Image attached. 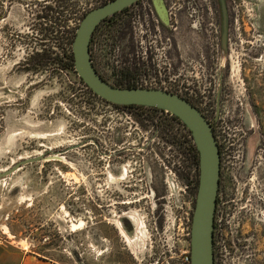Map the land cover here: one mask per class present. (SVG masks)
<instances>
[{"label": "rangeland", "instance_id": "rangeland-1", "mask_svg": "<svg viewBox=\"0 0 264 264\" xmlns=\"http://www.w3.org/2000/svg\"><path fill=\"white\" fill-rule=\"evenodd\" d=\"M106 1L0 0V171L81 145L0 179V240L61 264H184L199 183L192 137L176 122L162 132L165 113L92 97L56 56L64 22L78 27ZM203 3L209 32L181 14L174 56H138L143 29L118 15L99 26L92 60L108 83L175 93L213 123L222 148L215 264H264V0H225L224 40L221 4ZM156 131L144 150L140 136Z\"/></svg>", "mask_w": 264, "mask_h": 264}, {"label": "water", "instance_id": "water-1", "mask_svg": "<svg viewBox=\"0 0 264 264\" xmlns=\"http://www.w3.org/2000/svg\"><path fill=\"white\" fill-rule=\"evenodd\" d=\"M138 0H111L88 11L80 21L72 44L74 69L86 87L105 102L121 107L155 108L176 117L191 133L199 155V183L190 231V264H215L214 221L221 176V154L210 121L185 98L158 88H121L104 80L97 72L90 55V41L97 26L107 18L134 5ZM223 8V40L226 39L227 16ZM76 145L63 152H51L23 159L3 172L5 179L30 164L61 160V154L79 148Z\"/></svg>", "mask_w": 264, "mask_h": 264}, {"label": "flooded vegetation", "instance_id": "flooded-vegetation-1", "mask_svg": "<svg viewBox=\"0 0 264 264\" xmlns=\"http://www.w3.org/2000/svg\"><path fill=\"white\" fill-rule=\"evenodd\" d=\"M207 1L208 0H182L183 3H178L177 1L174 0H138L137 3L119 12L118 15H121L125 19H129L132 22L135 21L136 23H138V26L143 29L140 31L142 35L141 36L138 35V42L139 44H141V46L138 47V56L142 57L143 51L141 49H145L144 52L147 55V57L154 58L158 55H163L167 58L174 56L175 52L178 49L176 35L182 32V28L179 25H177L179 24L177 17H180L181 14L186 13L187 11V15L189 16L188 21L190 26H193L194 23H198V25L200 26L199 27L200 31L209 32L206 29L208 25L204 24V22L206 21V18H208L209 16L208 11L212 8H208L207 7L208 4L203 3ZM214 6H215L214 13L212 14L215 15L216 12L217 15L219 14L218 16L220 19V14H221L220 5L216 3ZM175 7H179L178 8L179 12L175 11L176 9ZM181 9H184L185 12H180ZM232 9L234 11V8ZM227 11H228L227 14L228 18H232V21L235 22V25L238 24V17H239L238 11L236 10L234 12H231V16L229 14V9H227ZM116 14L113 15V19H115L118 16ZM212 25L213 24H210V26ZM234 30L237 31L238 28L234 27ZM218 35H219L218 39H220L221 36L220 27H219ZM142 45L144 46V48ZM162 50H165V53H163ZM152 109L155 108H146L143 110L165 113V116H162L161 119L160 118L157 119L160 121L162 125L160 127L161 128L160 130H162V132L167 130V132L170 133L171 122H175L174 116H172L170 113H167L165 111H161L158 109L152 110ZM218 110L219 108H217L215 113H217V115H220V111ZM202 114L205 116L203 112ZM143 117L153 118L154 116L144 114ZM163 120H166L168 123L167 124L163 123ZM148 128L149 126L146 125L145 129H143L144 134H148L149 132H151V130H148ZM151 133H153V131ZM144 134L140 136V139L142 140H140V142L138 143L143 148L145 147L144 150H147L149 147H151V145L155 141V138L158 140V135L159 134L161 135L159 131H156L154 139L149 141L148 138L144 136ZM150 136H154V134H151ZM163 144L168 146V142H163ZM144 150H139V151H144ZM150 150L152 149L150 148ZM220 180H221V176H220Z\"/></svg>", "mask_w": 264, "mask_h": 264}, {"label": "trees", "instance_id": "trees-1", "mask_svg": "<svg viewBox=\"0 0 264 264\" xmlns=\"http://www.w3.org/2000/svg\"><path fill=\"white\" fill-rule=\"evenodd\" d=\"M108 1H111V0H107L106 2H108ZM118 14L119 13H117L116 15H118ZM84 15L82 16V18L84 17ZM82 18H81V20H82ZM112 19H113V16L110 17V18L105 19L95 29V31H94V33H93V35L91 37V41H90V55H91L92 46H93V43H94V36H95V33L97 32L99 26L102 25V24H105L107 22H110ZM76 29H77V27H75V28L74 27H71L66 22H64V24L62 25V30L60 32L61 33L60 34V37L57 39V45H58V48L60 49V54L59 55L57 54L56 56L58 57L59 61L62 63V65L66 69H69L72 73H74L77 76V74L75 72V69H74V59H73V54H72V44H73V40H74V37H75ZM91 59H92V55H91ZM92 63H93V60H92ZM78 79H79V83L86 89V91L92 97L98 98L97 96H95L86 87V85L82 82V80L80 78H78ZM127 79H125L127 81V83L118 84V85H114V86L121 87V88H138V86H136L135 84L131 83L130 80H127ZM116 107L117 108H123V109H135V108H138V109H146L145 107H139V106H128V107L116 106ZM152 110H155V109H152ZM174 120H175L176 123H178L179 125H181L182 127H184L185 130H187L186 127L177 118L174 117ZM211 124L213 126V123H211ZM213 129H214V126H213ZM188 133L191 136V133L189 131H188ZM214 134H215V131H214ZM219 149H220V154H222V148H221L220 145H219ZM194 154H195V156L197 155L199 157L198 152L196 150V147H194ZM217 203H218V197H217ZM216 231H217V225H216V212H215L214 232H213V234H214V237H213V242H214V259L216 258Z\"/></svg>", "mask_w": 264, "mask_h": 264}, {"label": "crops", "instance_id": "crops-1", "mask_svg": "<svg viewBox=\"0 0 264 264\" xmlns=\"http://www.w3.org/2000/svg\"><path fill=\"white\" fill-rule=\"evenodd\" d=\"M126 242V241H125ZM0 264H61L56 259L32 252L20 242L0 240Z\"/></svg>", "mask_w": 264, "mask_h": 264}, {"label": "bare ground", "instance_id": "bare-ground-1", "mask_svg": "<svg viewBox=\"0 0 264 264\" xmlns=\"http://www.w3.org/2000/svg\"><path fill=\"white\" fill-rule=\"evenodd\" d=\"M26 158H29V157H26ZM20 160L21 159H23V158H19ZM25 159V158H24ZM8 168V167H7ZM7 168H4V169H2V171H0V172H3V171H5ZM118 223V222H117ZM80 225H82V222L80 221V223L78 224V225H73V228H77V226H80ZM138 228L139 229H145L144 228V224H143V222L140 220L139 221V223H138ZM117 229H118V231H119V233L121 234V236L123 237V239L126 241V242H130V237L128 236V234L126 233V231L124 230V228H123V226L121 225V224H119L118 226H117ZM3 230H4V233H6V234H8V228L7 227H4L3 228ZM146 231V230H145Z\"/></svg>", "mask_w": 264, "mask_h": 264}, {"label": "built area", "instance_id": "built-area-1", "mask_svg": "<svg viewBox=\"0 0 264 264\" xmlns=\"http://www.w3.org/2000/svg\"><path fill=\"white\" fill-rule=\"evenodd\" d=\"M161 83L162 84H165V82L164 81H161ZM157 84V83H156ZM142 85H138V88H143V87H141ZM158 89H160V88H158ZM184 264H190V254H188V256H186L185 257V259H184Z\"/></svg>", "mask_w": 264, "mask_h": 264}]
</instances>
